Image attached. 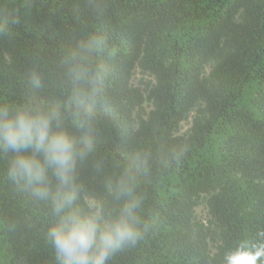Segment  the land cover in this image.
Masks as SVG:
<instances>
[{"label": "trees", "instance_id": "1", "mask_svg": "<svg viewBox=\"0 0 264 264\" xmlns=\"http://www.w3.org/2000/svg\"><path fill=\"white\" fill-rule=\"evenodd\" d=\"M4 19L0 104L59 105L79 140L65 108L77 87L69 67L91 66L95 84L78 86L95 144L78 162L76 205L118 214L123 200L106 183L128 169L145 197L147 228L108 264H224L240 241L262 239L264 0H0ZM93 34L106 47L89 56L77 44ZM10 157L0 150V264H57L52 202L9 177Z\"/></svg>", "mask_w": 264, "mask_h": 264}, {"label": "clouds", "instance_id": "2", "mask_svg": "<svg viewBox=\"0 0 264 264\" xmlns=\"http://www.w3.org/2000/svg\"><path fill=\"white\" fill-rule=\"evenodd\" d=\"M11 23H18V19L13 18ZM8 29L9 21L0 20V32ZM104 47L106 38L95 34L77 44L89 56ZM115 54L113 47L109 55ZM77 55L73 50L70 58L76 60ZM69 75L77 87L65 108L72 123L82 130L79 140L61 127L64 114L59 105L13 107L4 103L0 104V150L6 156L11 153L8 168L11 179L31 188L40 199L51 200L58 219L50 226L48 239L57 264H108L118 250L135 245L147 228V221L139 212L145 197L137 193L135 173L128 169L115 181L110 178L106 183L109 194L123 200L118 214L106 218L99 203H90L86 213L76 205L83 190L77 183L78 162L87 158L95 144L93 108L88 103L87 89L78 85L81 82L94 85L95 76L91 66L82 62L70 65ZM31 83L36 88L41 86L38 73H32ZM258 235L260 241L242 240L225 252L224 264H264V230Z\"/></svg>", "mask_w": 264, "mask_h": 264}, {"label": "rangeland", "instance_id": "3", "mask_svg": "<svg viewBox=\"0 0 264 264\" xmlns=\"http://www.w3.org/2000/svg\"><path fill=\"white\" fill-rule=\"evenodd\" d=\"M139 78H140V74H137L136 77H135V81H138ZM189 123H190V122H185V124H184V126H183V130H186V128L189 127ZM198 213H199V215H200L201 217H204L205 214H206V212H205V210H204L203 207H200V208L198 209Z\"/></svg>", "mask_w": 264, "mask_h": 264}]
</instances>
